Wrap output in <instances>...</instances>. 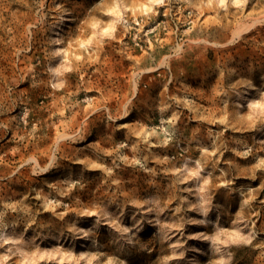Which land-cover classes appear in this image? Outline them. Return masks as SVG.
Masks as SVG:
<instances>
[{
	"label": "rangeland",
	"instance_id": "374dc122",
	"mask_svg": "<svg viewBox=\"0 0 264 264\" xmlns=\"http://www.w3.org/2000/svg\"><path fill=\"white\" fill-rule=\"evenodd\" d=\"M0 264H264V0H0Z\"/></svg>",
	"mask_w": 264,
	"mask_h": 264
},
{
	"label": "bare ground",
	"instance_id": "6f19581e",
	"mask_svg": "<svg viewBox=\"0 0 264 264\" xmlns=\"http://www.w3.org/2000/svg\"><path fill=\"white\" fill-rule=\"evenodd\" d=\"M158 2L161 1V0H157Z\"/></svg>",
	"mask_w": 264,
	"mask_h": 264
}]
</instances>
